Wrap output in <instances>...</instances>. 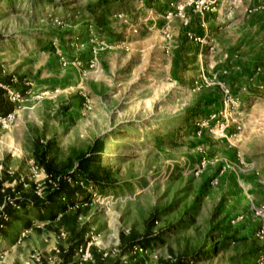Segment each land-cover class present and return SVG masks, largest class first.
Segmentation results:
<instances>
[{"label": "rangeland", "instance_id": "obj_1", "mask_svg": "<svg viewBox=\"0 0 264 264\" xmlns=\"http://www.w3.org/2000/svg\"><path fill=\"white\" fill-rule=\"evenodd\" d=\"M186 1L0 0V84L20 94L13 102L1 86L12 109L0 115V180L41 196L35 145L59 162L99 137L115 186L91 184L66 222L91 253L119 264H264V0L181 10ZM217 4L216 41L188 29L195 14L213 27ZM35 217L0 235V264H35L34 253L62 261L72 233L60 215ZM133 236L152 241L134 253Z\"/></svg>", "mask_w": 264, "mask_h": 264}, {"label": "trees", "instance_id": "obj_2", "mask_svg": "<svg viewBox=\"0 0 264 264\" xmlns=\"http://www.w3.org/2000/svg\"><path fill=\"white\" fill-rule=\"evenodd\" d=\"M0 80L5 81L4 79ZM11 109L12 105L6 98L5 89L0 86V115L7 114ZM103 149L104 140L97 137L87 146L86 150L71 147L65 160L55 162L54 158L49 155V149L45 144L35 145V162L47 174L46 183L48 185L45 186L43 195L39 196L32 191L27 192L22 186H2L3 181L0 180V206H2L0 212L6 217L4 219L0 216V235L5 234L6 229L13 226L14 223H22L21 215L24 214L33 213L38 220H48L49 223L55 221L60 215L61 224L72 233V236L71 244L63 252L62 261L59 264H71L70 260L75 248L84 240L82 235L72 232L74 229L66 223L69 222V216L75 220L82 213L83 205L91 199V193H89L91 184H94L100 192L110 191L115 186L110 178V172L100 162ZM79 181L82 184H79ZM13 204H16L18 208ZM30 222L31 218L26 220L24 225L29 226ZM151 241L149 239H134L133 236L129 238L125 247L129 251H132L133 245L145 249ZM205 252H213V250L210 248L197 253V255L204 257ZM92 257V261L84 264H119L117 259L104 257L102 252L95 249L92 250ZM179 264L182 263L179 262Z\"/></svg>", "mask_w": 264, "mask_h": 264}, {"label": "built area", "instance_id": "obj_3", "mask_svg": "<svg viewBox=\"0 0 264 264\" xmlns=\"http://www.w3.org/2000/svg\"><path fill=\"white\" fill-rule=\"evenodd\" d=\"M212 1L210 0H188L185 2L184 5L180 6L179 8L182 10L184 6L186 5H192L194 6L195 10L198 11H202L205 9H209V7L211 6ZM198 39V38H197ZM0 86H2L0 84ZM3 88L6 89L8 98L13 101H19L20 100V94L19 92L13 90L10 86H2ZM69 181H71L70 179H68ZM79 184H82L81 181L78 182ZM15 207L18 208V206L16 204H13ZM2 210V206H0V211ZM0 216L3 217L4 219H6L5 215L3 213L0 212ZM61 235H64L63 232H61ZM92 241L89 239H85L81 244L77 245V247L75 248L74 251V264H84L87 261H92L93 257H92V253H91V245H92ZM142 248L138 247L136 245H133L132 247V252H136V251H141ZM55 252L59 253V250H55ZM102 255L104 257H107L108 252H102ZM34 257V261L36 262L35 264H59V259H57L56 256H49V257H45V256H41L39 253H34L33 255Z\"/></svg>", "mask_w": 264, "mask_h": 264}, {"label": "crops", "instance_id": "obj_4", "mask_svg": "<svg viewBox=\"0 0 264 264\" xmlns=\"http://www.w3.org/2000/svg\"><path fill=\"white\" fill-rule=\"evenodd\" d=\"M1 1H4V0H1ZM219 1H220V3L222 2V0H219ZM155 3H156V1H155ZM160 6H162V10H160L159 8L158 9H159V12H161V14H162L164 12L163 10H164V7H165L164 2H162L160 4ZM222 6H223V4L216 6V9H215L216 12L214 14L215 15L218 14V16L216 15V17H215L217 19V22H215V24L213 26L214 29H213L212 26H210L211 23H212L211 22L212 20L210 19V21L208 23V26L204 23L205 28H203V30H202V28H200V26H201V24H200V15H198V14H195V16H193V18H196V19L189 25L188 29L193 30V31H200V33H204L205 36H206V34L214 36V40L216 41L219 38L217 33L221 32L223 30L222 28L225 27V25L222 24V19H223V12H222L223 7ZM152 19H153V17H152ZM151 21H153V22H151ZM155 21L156 20H150L149 17H147V16L145 18V24L146 25H148V23L149 24L152 23L154 25ZM164 22H165L164 19H162V24H164ZM211 27H212V29H211ZM230 28H232V27H230ZM203 39H204V37H203Z\"/></svg>", "mask_w": 264, "mask_h": 264}]
</instances>
